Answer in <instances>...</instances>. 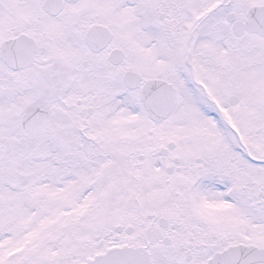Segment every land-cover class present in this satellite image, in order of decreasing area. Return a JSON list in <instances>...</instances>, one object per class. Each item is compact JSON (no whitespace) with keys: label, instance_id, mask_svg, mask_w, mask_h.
<instances>
[{"label":"snow or ice","instance_id":"1","mask_svg":"<svg viewBox=\"0 0 264 264\" xmlns=\"http://www.w3.org/2000/svg\"><path fill=\"white\" fill-rule=\"evenodd\" d=\"M0 264H264V0H0Z\"/></svg>","mask_w":264,"mask_h":264}]
</instances>
